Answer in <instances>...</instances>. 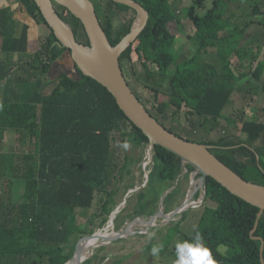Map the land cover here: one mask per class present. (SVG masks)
Segmentation results:
<instances>
[{
	"label": "trees",
	"instance_id": "16d2710c",
	"mask_svg": "<svg viewBox=\"0 0 264 264\" xmlns=\"http://www.w3.org/2000/svg\"><path fill=\"white\" fill-rule=\"evenodd\" d=\"M29 1L35 18L50 28L35 1ZM92 1L112 47H117L131 34L140 15L112 0ZM134 1L150 14L138 44L133 43L121 56L123 72L136 96L144 103V91L153 95V108L144 104L164 126L165 121L181 115L195 132L209 124L215 129L223 120L231 121L225 111L233 97L253 77L256 66L264 72V61H259L264 47V6H253L255 0H194L187 18L196 25L192 41L197 53L182 62L173 52L176 36L171 25L181 21L170 0ZM55 7L77 40L90 47L82 22L67 9ZM0 37L2 53L17 49L16 22L10 8H0ZM224 40L238 41L233 52L217 51ZM135 52L140 56L137 61L133 59ZM65 53L70 51L51 31L17 72L0 57V264L71 262L74 239L96 234L78 224L77 211L93 209L97 197L105 196V203L91 220L104 217L99 228L105 227L113 211L105 207L117 205L121 184L132 174L133 161L125 157L120 164L117 153L125 144L137 148L151 142L120 109L114 96L84 76L73 61L75 75L62 73L49 79L50 70ZM261 91L264 94V80ZM263 117L241 120L246 139L231 134L199 143L209 146L245 180L264 186ZM7 133L15 135L21 150L16 145L11 152H4ZM185 168L186 177L195 171L190 164ZM185 168L180 158L155 145L149 181L137 195L131 222L152 218L165 192L172 189L163 205L168 213L180 200L175 183ZM125 188L130 191L136 186L129 183ZM203 192L197 194L198 199L205 195V200L199 207L202 213L196 228L190 234L183 233L185 212L175 224L174 235L167 233L164 241L172 244L177 237L180 242L191 240L199 232L217 264H264L260 240H264V214L254 232L260 209L212 178ZM153 247L151 244L147 250Z\"/></svg>",
	"mask_w": 264,
	"mask_h": 264
},
{
	"label": "rangeland",
	"instance_id": "374dc122",
	"mask_svg": "<svg viewBox=\"0 0 264 264\" xmlns=\"http://www.w3.org/2000/svg\"><path fill=\"white\" fill-rule=\"evenodd\" d=\"M172 8L176 9L179 5V0H170ZM208 6L211 5V2L207 3ZM254 6V4H253ZM201 12H198L200 14ZM178 18L180 15H177ZM187 11L183 12V18L186 19ZM69 18L68 15H66ZM189 20H186V22ZM196 27L194 21H191L184 25L183 27L176 26V23L171 25L172 31H174L176 36V43L173 49V52L177 57H179L180 61L182 58L185 60L194 56L197 53L196 45L194 44L193 36H189L191 31H195ZM189 37L192 38L193 41L189 40ZM140 36L134 41L136 45L138 44V40ZM135 45V46H136ZM238 45V41L230 42L229 40L222 41L219 46L217 47L218 52H226L231 51ZM215 54V53H213ZM139 55L137 52L133 54V59L137 61L139 59ZM212 57H215L212 55ZM232 61L236 62L235 57L233 55L230 57ZM264 60V52L262 55V61ZM184 62V61H182ZM65 64L69 65V62H64ZM65 64H59L54 69V73L66 72ZM259 67V66H257ZM260 68V67H259ZM257 68L254 71L253 77L244 83L241 90L233 97V100L230 106L225 111V116L227 120H223L221 122V126L219 128L213 129L211 124L206 126L207 129H202L198 131H194L189 125H187L185 115H181L180 117L176 118V120H167L165 121V126L168 129L174 131V133L178 134L179 136L189 139L192 142H203L209 141L211 139H217L223 136H229L234 134L235 136L246 139V136L241 132L242 126V119L246 118L249 120L255 119L257 115H261L264 110V94L261 91V85L264 78V73ZM72 70V71H71ZM70 71L72 72L71 75H75L76 73L73 71L71 67ZM142 98L144 99L145 104L148 107L153 108L155 102V98L151 93L144 91L142 93ZM264 119V117H263ZM231 122H235L236 124L233 125ZM211 130L213 133L209 132ZM12 138H9L6 142V147H4V152H11L13 148L20 149L21 144L17 143V139L15 135H11ZM119 143H121L119 141ZM24 148V147H23ZM3 149V150H4ZM117 157L119 159L118 162L124 163L125 157L130 158L133 161L130 165V170L132 172L131 175L127 176V179L124 184H121V191L119 192L116 202V206H106L105 208H113V211L109 217V221L107 225L103 228H99L100 223L104 219V217L100 218L97 221L91 223L92 216L94 214L99 213L100 209L102 208L103 204L105 203V196H98L95 202V206L91 210H78L76 213V219L81 227L86 228L88 231L94 230L96 234H106V235H118L125 229L129 227L132 218L130 216L134 215L135 206L137 205V195L138 193L147 186V175L153 168V153L150 152L149 146L147 147H134L132 145H128L125 147L124 145L121 146V150L117 153ZM185 170L177 182L175 186H179V191L181 192L180 200L173 206V208L168 211V213H172L179 204L186 201L191 193V182L194 177L198 178V176H194V173H191L188 177H186ZM129 183H132L136 186L135 189H132L133 192L127 197L129 191L126 190L125 186ZM203 189V188H202ZM201 188L197 191V194L201 193ZM131 191V190H130ZM167 190L165 195L168 193ZM2 194V191H1ZM161 198L160 201V210L165 211L163 205L166 198L164 196ZM197 201H201L202 198L196 199ZM163 203V205H161ZM158 211V212H159ZM187 219L182 224L181 230L183 233L190 234L197 226L200 217H201V210L200 208L189 209L187 211ZM182 215L176 217L175 221L167 225H161L164 221L162 218H159L155 221L157 226L152 227L151 230H147V228L141 224L135 225L131 229V234L127 235L125 238L116 239L112 242L101 241L100 244L96 245L95 247H89L88 241L83 243V263L88 261V264H175L177 259L176 256V244L180 242L179 237L175 239L172 244H167L164 241V236L167 234L169 237L174 235V227L175 224L181 220ZM143 233V236L141 235ZM94 235V234H93ZM92 236L91 234H84L74 239V245L77 248L78 243L84 237ZM158 246L163 245L162 250L157 254H152V249L147 250L150 245ZM75 248V251H76ZM226 251L225 248L222 249ZM49 253V252H48ZM161 253V254H160ZM46 255L43 253H38V255ZM46 260V259H45ZM45 262V261H44ZM68 264H71L69 262Z\"/></svg>",
	"mask_w": 264,
	"mask_h": 264
},
{
	"label": "water",
	"instance_id": "95a60500",
	"mask_svg": "<svg viewBox=\"0 0 264 264\" xmlns=\"http://www.w3.org/2000/svg\"><path fill=\"white\" fill-rule=\"evenodd\" d=\"M41 11L44 19L54 32L60 45L70 51L71 57L76 64L77 69L86 77L92 78L104 86L116 99L120 109L126 116L150 139L149 149L153 152L154 146L159 145L178 158L181 159L184 168L190 164L195 168L194 177L191 182V193L186 201L172 211L165 214L160 210L150 219L138 218L134 220L127 229L118 235L94 234L84 237L77 245L75 255L71 264H81L83 262V243L94 238H99L103 242L114 241L125 238L131 234V229L141 224L151 230L157 226L155 221L162 218L163 225L175 221L176 217L183 215L189 209L199 208L204 200L197 201V183L200 182L202 188L207 190L209 178L214 179L230 193L240 199L256 206L260 209L258 220L254 229L257 230L260 218L264 214V186L245 180L235 171L220 161L211 148L201 143L192 142L171 132L161 124L146 108L145 104L136 96L131 89L121 65L122 54L134 43V41L145 30L150 14L143 6L134 0H112L117 4L127 6L138 12L140 24L136 30V24L127 37L117 47H112L109 38L104 31L98 18L96 6L92 0H34ZM55 5L67 9L72 15L78 18L87 33L90 40V47L81 44L73 33L71 26L61 18ZM185 170H187L185 168ZM150 172L147 175L149 181ZM195 186V188H194ZM172 191L164 196V198ZM133 192L129 191L127 197ZM163 205V203L161 204ZM164 207V206H163ZM255 240L260 238L254 237ZM262 241L261 254L264 262V240Z\"/></svg>",
	"mask_w": 264,
	"mask_h": 264
},
{
	"label": "crops",
	"instance_id": "0c3cea01",
	"mask_svg": "<svg viewBox=\"0 0 264 264\" xmlns=\"http://www.w3.org/2000/svg\"><path fill=\"white\" fill-rule=\"evenodd\" d=\"M193 2L194 0H179V5L176 7L175 11H176V15H180L179 19L181 21V24L180 25L176 24L177 28L183 27L184 25L186 26V24H188L191 21V19L187 18V16L186 19L183 18V12L184 11L188 12V10L192 8V6L194 5ZM254 5L263 7L264 0H255ZM0 8H10L12 10V16L16 22L15 38L18 40L17 49L15 51L2 53L3 39L2 37H0V54L2 53L1 54L2 56L0 57H2L5 61H7L11 65V67L13 68V72H17V70L22 65H24L27 60L31 59L30 58L31 56L36 54V52L40 49L42 42L51 34L52 29L48 28L45 24H43L42 22H40L35 18V14L33 13L35 11L34 5L29 0H0ZM254 17L259 18L261 20L260 15H256ZM186 20L189 21L186 22ZM193 28H195V31L192 30L189 36H194V34H196L197 29L196 27ZM189 40L192 41V38L189 37ZM263 52H264V47L261 50L259 61H262ZM66 61L69 62V65L64 63ZM72 61L73 59L71 57V54L65 53L54 64V66L50 70L49 79L54 80L62 73L71 74L72 70L70 71V69L71 67L73 68ZM181 61H185V59L182 58ZM59 64L66 65V70L63 69L66 72H61V71L59 73L53 72V69ZM257 68L258 67L256 66V69ZM1 86H3L2 82H0V103L2 102V96H3V91ZM11 135L13 134L7 133L6 135L7 140L9 138H12Z\"/></svg>",
	"mask_w": 264,
	"mask_h": 264
},
{
	"label": "clouds",
	"instance_id": "9594fccd",
	"mask_svg": "<svg viewBox=\"0 0 264 264\" xmlns=\"http://www.w3.org/2000/svg\"><path fill=\"white\" fill-rule=\"evenodd\" d=\"M124 146L127 147L128 145L125 144ZM162 248L163 245L154 246L151 250L152 254L157 255ZM176 256L175 264H217L199 232L191 240L176 244Z\"/></svg>",
	"mask_w": 264,
	"mask_h": 264
},
{
	"label": "bare ground",
	"instance_id": "6f19581e",
	"mask_svg": "<svg viewBox=\"0 0 264 264\" xmlns=\"http://www.w3.org/2000/svg\"><path fill=\"white\" fill-rule=\"evenodd\" d=\"M135 23H136V22H135ZM139 26H140V24L137 23V24H136V30L139 28ZM199 184H200V182L197 183L196 187H198ZM194 188H195V186H194ZM100 243H101V240H100L98 237H97V238H94V239H91V240L88 241V245H89V247H95L96 245H98V244H100Z\"/></svg>",
	"mask_w": 264,
	"mask_h": 264
},
{
	"label": "built area",
	"instance_id": "2783aa9c",
	"mask_svg": "<svg viewBox=\"0 0 264 264\" xmlns=\"http://www.w3.org/2000/svg\"><path fill=\"white\" fill-rule=\"evenodd\" d=\"M152 153H153V152H152ZM186 173H187V171H186ZM200 188L202 189V185H201V184H199V186L197 187V191H199ZM202 190H203V189H202ZM202 190H201V191H202Z\"/></svg>",
	"mask_w": 264,
	"mask_h": 264
}]
</instances>
